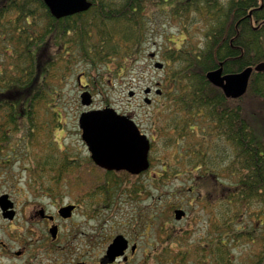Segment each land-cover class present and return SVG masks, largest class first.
<instances>
[{"label": "trees", "instance_id": "obj_1", "mask_svg": "<svg viewBox=\"0 0 264 264\" xmlns=\"http://www.w3.org/2000/svg\"><path fill=\"white\" fill-rule=\"evenodd\" d=\"M91 1L88 10L57 18L44 0H0V168L29 160V188L60 199L85 186V171L100 168L52 137L63 129L51 106L61 100V83L83 64L89 89L108 87L105 74L131 71L157 23L168 41L175 42L166 26L177 28L180 46L161 48V90L184 152L169 169L162 162L151 175L150 166L126 188L132 201H148L132 229L145 235L157 226L145 264H264V70L255 69L264 62V0ZM220 66L224 73L254 68L244 95L228 97L208 80ZM113 173L104 171L77 199L91 210L109 206L112 193L125 189ZM178 178L190 179L192 189L165 191ZM183 191L195 193L192 207L206 211L203 235L168 222L184 205Z\"/></svg>", "mask_w": 264, "mask_h": 264}, {"label": "rangeland", "instance_id": "obj_2", "mask_svg": "<svg viewBox=\"0 0 264 264\" xmlns=\"http://www.w3.org/2000/svg\"><path fill=\"white\" fill-rule=\"evenodd\" d=\"M146 11H148V9ZM155 26L156 29L153 34H148V38L143 44L140 55L132 63L130 67V69L132 68L131 71L115 77H113L110 72H107L108 75L105 74L104 78L105 81H108V87L99 86L95 88L93 85H90V90L93 95V103L91 106L86 107L82 105L80 97L83 91L82 85L88 84L86 78L83 76V71H87L85 65H76V74L71 76L68 81L61 83V100L59 103L55 105L53 103L51 106L57 114H60V119L63 122V129L61 131L55 130L52 133V137H56L62 148H68L78 157L83 158L88 156L89 151L81 138V130L78 124L79 116L81 112L85 110L92 108L100 109L109 106L114 108L118 113L125 114L132 118L142 132L148 136L151 145H154L150 152L151 156H153L151 164L153 175L160 171L162 162L169 169L171 167L170 163H174L180 152H184V140L178 136V130L175 128L177 125L174 126L175 122L171 118L174 117V115L170 110L163 111L164 107L168 104L167 100H165L163 96L156 95L154 91L150 95L153 99V104H148L144 100V89L146 87L152 86L153 89H155L158 87V83H160V88L162 87L161 82L164 80L167 71L165 60L161 53L162 46L167 44V46L178 47L183 39L181 34H173L178 31L177 28H169L166 26L168 29H165V33L170 37V40H174L175 42L168 41L164 37L163 30L160 28L159 23ZM153 52L156 53L154 59L150 57V53ZM156 60L163 62L164 66L162 68H155L154 61ZM107 67L114 68V62L108 64ZM78 77H80L81 84L78 81ZM130 91L134 92L133 96L129 95ZM45 117L48 118L46 115ZM174 137H176V140L172 141L171 139ZM179 159L180 157L178 160ZM30 167L31 162L29 160L22 159L21 161H16L13 159L9 168H0V174H3L2 176H4V174L8 175L9 180L6 181V184H8L15 193H18L19 198H22L25 202L33 203L35 199L28 190L29 186L27 185ZM104 171L103 169L95 170V168L85 171L83 174L85 186H81L80 188L72 187L70 195L66 196L64 199H58L59 204L66 203L70 200L72 201L77 199V197L80 198V196L84 197V195L89 193L97 180L101 179L104 175ZM109 176H118L121 178L123 180V187H125L123 191L119 187L112 193L114 200L110 205L101 206V209L99 211L97 210L98 212L96 211L95 214L88 216L79 214L76 217L77 221L75 222V226L67 225L66 223L62 225V231L65 237L66 235L75 236L73 242H70L69 247L73 253L69 259L80 257L78 260L84 259L90 264H97L100 255L108 243L107 241L103 246V238L100 239V237L104 235L112 237L117 234H123L127 238H130L132 243L138 244L135 253L132 254L128 251L129 264H145V254L149 251V248H146V246L147 243H151L152 240L158 236L157 226H153L151 223L145 235L138 234L134 229L136 228L139 211L148 204V201H132L131 195H129L126 190L128 186L136 182L137 176L130 175L124 171L114 172ZM166 187L165 191H173L176 188L184 187L188 190L193 186L190 179L178 178L176 180H170ZM203 190L202 192L208 196L206 190ZM111 191H113L112 186L110 187V192ZM194 195L195 193L186 194L184 191L180 193L184 201V205H182L181 208L186 211V215L180 221L172 217L168 222L172 220L175 227L178 229H190V231H192V233L194 232L196 235H203L207 227L208 218L206 211L200 210L201 205L198 206L199 208L192 207L190 202L194 198ZM207 199L209 198L207 197ZM101 200H104V198ZM37 202L43 203L49 207L51 211L55 209L52 204L50 205L46 197H38ZM161 202V204H164V199H162ZM203 203L204 202L201 204L203 205ZM84 205L89 207V202L85 200ZM198 210L200 214L199 218L194 219L193 215ZM92 236H94V238ZM148 262L152 264V260H149V258ZM123 263L122 259L117 262V264Z\"/></svg>", "mask_w": 264, "mask_h": 264}, {"label": "water", "instance_id": "obj_3", "mask_svg": "<svg viewBox=\"0 0 264 264\" xmlns=\"http://www.w3.org/2000/svg\"><path fill=\"white\" fill-rule=\"evenodd\" d=\"M44 2L57 18L86 11L92 5L90 0H44ZM151 56H154V53H151ZM163 65L161 61L154 63L157 68H162ZM253 69L249 66L239 72L224 73L223 67L220 66L209 70L206 77L212 84L220 87L226 96L238 98L247 91ZM255 69L264 70V62L257 64ZM150 90L151 87H147L145 93ZM156 93L160 94L161 90L156 89ZM133 94V91L129 92L130 96ZM92 101L89 91L81 94V103L84 106H90ZM145 101L149 103L151 99L146 97ZM79 127L90 156L99 167L109 171L125 170L131 174H139L149 168L150 140L129 116L119 114L112 107L86 110L79 116ZM72 208L73 205L64 206L60 212L64 217H68ZM185 214L182 208L174 210L176 220L182 219ZM52 231L55 235L56 228ZM128 247L129 240L123 234H117L108 245L102 263H111L118 257L124 256ZM136 248L137 243H134L131 246L132 252H135Z\"/></svg>", "mask_w": 264, "mask_h": 264}, {"label": "flooded vegetation", "instance_id": "obj_4", "mask_svg": "<svg viewBox=\"0 0 264 264\" xmlns=\"http://www.w3.org/2000/svg\"><path fill=\"white\" fill-rule=\"evenodd\" d=\"M82 87L83 91L89 90L91 92L88 89V85H83ZM152 93L153 91H150L148 95L150 96ZM149 104H153V99ZM122 171L127 173L125 170ZM146 171L133 175L139 176ZM2 175L0 174V264H90L87 260H78L80 257L69 259L73 253L69 247L70 242H73L75 236L66 235L65 237L62 225L66 223L67 225L75 226L76 217L79 214L88 216L95 214L101 208L96 207L91 210L84 205V199H74L59 204L58 199L60 197H53L49 191L30 188L28 190L32 193L35 200L33 203H28L19 198L18 193H15L6 184V181L9 180L8 175ZM37 196L48 198L50 205L52 204L55 209L51 211L43 203H38ZM69 205H73L74 208L71 209L68 217H64L60 210L62 207ZM53 228H56L55 235H53ZM115 236L108 237L104 235L100 237V239L103 238V246L107 241L108 243L97 264H117L120 259L124 263L128 262V251L133 254L129 248L124 256L118 257L111 263H102L108 245ZM92 237L94 238V236ZM128 240L130 242L129 246H131L132 240L130 238ZM125 257L127 258L125 259Z\"/></svg>", "mask_w": 264, "mask_h": 264}]
</instances>
